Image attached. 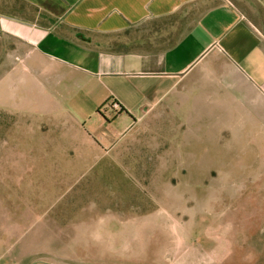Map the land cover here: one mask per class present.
I'll return each instance as SVG.
<instances>
[{"label": "rangeland", "instance_id": "obj_1", "mask_svg": "<svg viewBox=\"0 0 264 264\" xmlns=\"http://www.w3.org/2000/svg\"><path fill=\"white\" fill-rule=\"evenodd\" d=\"M240 8L264 34V7ZM9 9L33 15L21 0H0V11ZM189 22L171 16L130 34L164 30L165 45ZM34 55L0 35L1 140L14 126H32L50 150L47 179L0 163L2 244L55 264H264V124L246 120L231 132L239 119L223 110L234 97L220 94L231 83L200 70L194 79L202 85L187 83L104 142L42 86L26 85L34 76L25 61ZM214 62L218 76L234 75L223 58Z\"/></svg>", "mask_w": 264, "mask_h": 264}, {"label": "crops", "instance_id": "obj_2", "mask_svg": "<svg viewBox=\"0 0 264 264\" xmlns=\"http://www.w3.org/2000/svg\"><path fill=\"white\" fill-rule=\"evenodd\" d=\"M21 1L33 15L0 11V35L29 45L35 55L25 66L34 77L28 76L26 85L32 79L46 89L53 104L60 103L93 140L110 141L114 130L133 126L187 83H195L193 88L202 85L194 75L207 68L214 80L221 78L222 86L231 83V91L220 93L234 97L233 105L223 110L224 116L239 119L231 132L245 127L246 120L264 124V34L240 8L246 4L255 12L264 7V0ZM176 15L190 22L173 42L164 45L169 38L168 32H160L164 30L155 29L147 37L130 34L139 25ZM219 58L228 62L232 77L217 75L214 60ZM14 127L8 140L0 137V151L5 153L0 152V163L29 180L47 179L50 150L41 144L42 131ZM2 243L0 264H55Z\"/></svg>", "mask_w": 264, "mask_h": 264}, {"label": "trees", "instance_id": "obj_3", "mask_svg": "<svg viewBox=\"0 0 264 264\" xmlns=\"http://www.w3.org/2000/svg\"><path fill=\"white\" fill-rule=\"evenodd\" d=\"M174 38L172 40H170V42H173ZM115 104V103H114Z\"/></svg>", "mask_w": 264, "mask_h": 264}, {"label": "built area", "instance_id": "obj_4", "mask_svg": "<svg viewBox=\"0 0 264 264\" xmlns=\"http://www.w3.org/2000/svg\"><path fill=\"white\" fill-rule=\"evenodd\" d=\"M114 104V103H113ZM114 105H116V104H114Z\"/></svg>", "mask_w": 264, "mask_h": 264}]
</instances>
